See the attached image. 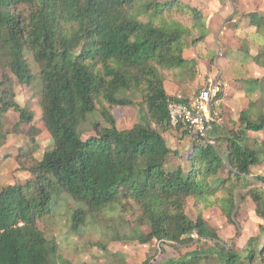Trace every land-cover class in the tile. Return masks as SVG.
Returning <instances> with one entry per match:
<instances>
[{
    "label": "trees",
    "instance_id": "obj_1",
    "mask_svg": "<svg viewBox=\"0 0 264 264\" xmlns=\"http://www.w3.org/2000/svg\"><path fill=\"white\" fill-rule=\"evenodd\" d=\"M242 16L256 27L259 49L251 60L264 68V13ZM208 35L203 12L181 0H0V148L10 110L21 123L34 119L5 74L31 84L27 53L39 65L42 120L53 139L40 159L33 150L20 152L19 163L30 156V176L0 189V264H74L39 227L43 219L66 214L68 238L101 235L105 253L116 240L179 246L209 240L216 257L194 254L169 264H264V242L243 255L204 216L218 208L232 223L251 198L264 235V174L252 176L264 152L257 134L264 130V76L246 80L249 103L231 122L224 154L193 141L188 172L168 167L173 152L164 134L189 136L170 126L168 106L189 98L168 94L165 82L186 88L198 77L200 60L213 64ZM188 47L196 57L185 58ZM135 95L141 121L120 129L115 108L130 106ZM214 109L223 116L220 102ZM89 121L94 134L85 139ZM142 264H154L153 258Z\"/></svg>",
    "mask_w": 264,
    "mask_h": 264
},
{
    "label": "rangeland",
    "instance_id": "obj_2",
    "mask_svg": "<svg viewBox=\"0 0 264 264\" xmlns=\"http://www.w3.org/2000/svg\"><path fill=\"white\" fill-rule=\"evenodd\" d=\"M191 4V0H183ZM218 3V7L226 5L227 2L230 6L237 8V13L240 16L238 25L240 27L246 26L248 18L242 16L244 13L259 11L264 13V0H214ZM260 8V9H259ZM200 9V8H199ZM202 12L203 10L200 9ZM252 26V25H250ZM245 60L251 61V54L243 53ZM27 57L35 74L31 84H21L17 81L16 77L9 73L13 88L16 95V101L34 115L31 125L21 123L19 114L13 110L7 113V119L4 124L3 132L6 134V142L0 148V189L9 184L24 183L30 176L26 171V167L30 166L29 157H21L20 163L17 157L20 152H28L33 150L34 157L40 159L43 153L52 147L53 139L50 132L47 130L44 121L42 120L43 111L41 106V81L38 76L39 65L34 60L33 56L27 53ZM202 85H199L195 91L197 92ZM120 92L119 95H122ZM129 96V94H126ZM133 97V96H132ZM134 103L130 106L115 108V116L117 124L120 129H128L133 127L136 123L140 122L137 105L140 97L135 95L133 97ZM92 116V115H91ZM221 116V115H220ZM223 118V116H221ZM93 117H91L92 119ZM227 120L222 119V123L215 126L227 127L229 123ZM221 124V125H220ZM232 125V124H231ZM85 133L83 137L86 139L94 134L92 124L87 123L83 127ZM226 129V128H225ZM252 135L255 132H250ZM260 135V147L264 150V130L257 133ZM221 136V132L217 136ZM216 137L215 135H213ZM175 136L170 132L168 133V143L174 146L168 167L170 169L182 167L184 172H188L191 168V163L188 161L189 155L194 150V142L192 138L188 140L185 147H178ZM180 138L179 140H181ZM172 146V147H173ZM217 150L224 154V147L217 142ZM178 153V154H177ZM226 172L223 170L221 175ZM264 174V152L261 154V162L253 167L252 176ZM193 199L187 201V211L191 218L197 217V211L193 205ZM255 204L251 198H247L243 202L237 212L236 218L232 223H229L226 218L221 214L218 208H212L204 213L208 222L218 229L219 236L223 241H236L237 249L243 255L247 254L252 248L257 246L258 243L264 242V235L260 232L259 225L262 220L257 216ZM108 224H101L100 229H106ZM126 226V225H125ZM39 227L47 234L49 238L56 239L59 244V251L62 256L68 258L74 264H142L145 259L150 256L153 258L154 264H169L171 261L185 260L188 257L196 255H212L216 257L218 249L212 241L198 240L189 245L179 246L173 243H158L151 242L141 244L138 241L125 239L123 241H112L108 244L107 252H103L98 245L101 235L85 234L73 236L68 238V218L67 214L64 216L49 217L39 222ZM129 230V227L126 226ZM119 230L121 235H130V232L114 227ZM147 231V228H144ZM103 231V230H102ZM111 231V230H110ZM107 231V232H110ZM197 239V238H196ZM258 248V246L256 247Z\"/></svg>",
    "mask_w": 264,
    "mask_h": 264
},
{
    "label": "crops",
    "instance_id": "obj_3",
    "mask_svg": "<svg viewBox=\"0 0 264 264\" xmlns=\"http://www.w3.org/2000/svg\"><path fill=\"white\" fill-rule=\"evenodd\" d=\"M181 1L189 4L183 0ZM190 3L189 5L202 9L208 20L209 35L206 41L209 50L215 55L213 64L209 60H200L199 75L191 86L182 88L173 82L167 81L165 82V89L172 96L182 95L191 99L196 93L195 89L204 83L207 74L212 71L214 66H219L223 71L226 83L220 99V103L223 105L222 119L227 120L226 123H229V125L227 127L225 125L226 129L223 125L222 127L214 126L210 131V138L216 143L222 144L225 149V139L229 136V129L232 127L231 122L238 119L240 112L249 103L246 80L264 76V68L255 64L252 60H245L243 55V53H246L244 48L249 49L251 56L258 52L256 27L250 26L249 19L246 26L240 27L238 25L240 16L236 13L237 8L234 6L232 8L229 2L224 6L221 5V7H218V3L214 0H191ZM196 55L197 50L193 47H188L184 52L187 59H192ZM218 132H221L222 135L217 136ZM168 133L164 134L166 140L168 139ZM170 133L175 136L178 147H185L190 139L189 136H185L179 140L180 138L176 133ZM172 146L170 148L174 149V146ZM261 244L258 243L257 246L259 247Z\"/></svg>",
    "mask_w": 264,
    "mask_h": 264
},
{
    "label": "built area",
    "instance_id": "obj_4",
    "mask_svg": "<svg viewBox=\"0 0 264 264\" xmlns=\"http://www.w3.org/2000/svg\"><path fill=\"white\" fill-rule=\"evenodd\" d=\"M225 86L223 71L216 65L191 99L170 101V126L175 130L182 128L193 141L209 144L217 149V143L210 138V131L216 124L222 123V117L214 109V105L220 102L219 96L223 94Z\"/></svg>",
    "mask_w": 264,
    "mask_h": 264
}]
</instances>
